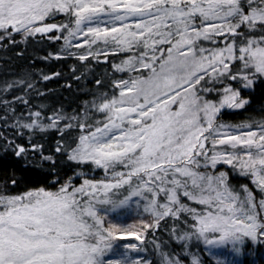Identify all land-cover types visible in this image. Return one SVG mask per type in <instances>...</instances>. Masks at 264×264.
<instances>
[{"label":"snow or ice","instance_id":"snow-or-ice-1","mask_svg":"<svg viewBox=\"0 0 264 264\" xmlns=\"http://www.w3.org/2000/svg\"><path fill=\"white\" fill-rule=\"evenodd\" d=\"M8 44L0 264H255L264 104L223 117L264 90V0H0Z\"/></svg>","mask_w":264,"mask_h":264},{"label":"trees","instance_id":"trees-1","mask_svg":"<svg viewBox=\"0 0 264 264\" xmlns=\"http://www.w3.org/2000/svg\"><path fill=\"white\" fill-rule=\"evenodd\" d=\"M62 43V41H61ZM58 47V45H57ZM25 46L23 44H20L19 47L13 46L11 44H8L7 48H0V80L5 79H13L15 74H19L24 70L30 69V66L33 62V59L37 55L36 52L33 51L32 46H29L27 50H24ZM51 49H48L50 51ZM23 52V55L20 53ZM46 52H40L39 55L43 56ZM45 63H48L50 66H52L53 71H59L63 68L65 72L68 71V66H62L60 63L56 61H50V62H42L37 60L36 61V68H44ZM73 62L69 61L68 65H71ZM67 83H69L66 79H60L59 82H53L49 84V87L52 89H55L59 94L62 95V98H72L75 94V85L73 84V92H68L64 89L63 86H65ZM264 91L261 88H257L255 90V93L253 94L252 104L251 108L255 109L256 112H241V114L236 115L229 110H225L226 114L223 119L230 122H239L245 118V116L250 114H257L259 113L260 107L262 104H264V96L261 95V92ZM11 171V169H10ZM97 177L103 176L102 170H97L95 173ZM23 187V186H22ZM135 215V206L133 205V217ZM133 217L127 218V223L133 222ZM131 239V238H129ZM251 251L254 252V260L255 264H264V247L260 246H250ZM247 259H252L247 258ZM247 259L245 264H247Z\"/></svg>","mask_w":264,"mask_h":264}]
</instances>
